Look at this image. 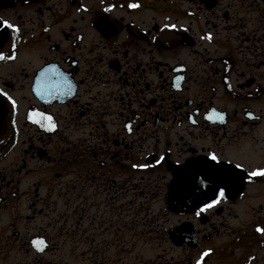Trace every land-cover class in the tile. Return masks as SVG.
Segmentation results:
<instances>
[{"label":"flooded vegetation","instance_id":"1","mask_svg":"<svg viewBox=\"0 0 264 264\" xmlns=\"http://www.w3.org/2000/svg\"><path fill=\"white\" fill-rule=\"evenodd\" d=\"M0 21V264H121L127 231L164 264H264L263 214L227 209L264 203V0H13ZM213 153L223 182L198 179Z\"/></svg>","mask_w":264,"mask_h":264},{"label":"rangeland","instance_id":"2","mask_svg":"<svg viewBox=\"0 0 264 264\" xmlns=\"http://www.w3.org/2000/svg\"><path fill=\"white\" fill-rule=\"evenodd\" d=\"M257 189L254 188L253 190H251L247 196H246V201H239L237 202V204H230V206L227 209H230L234 214L238 213L239 211L242 212V215L244 214L248 220H250L253 216L252 214V209L255 208L256 211L255 213H257L255 219V222L257 220V217H259V215H262V218L264 216V210L262 212H260V206L263 205L264 208V203L261 201H257L255 202V199L252 200V198L249 197L250 194H253V192H255ZM261 190L264 193V187L261 188ZM252 215V216H251ZM254 217V216H253ZM127 223H131L128 219H126ZM239 223H242L241 220L238 221ZM135 224V223H134ZM232 225V224H229ZM145 227H140V226H136L135 228L131 229L133 234H138L140 233V230H145ZM158 229V228H157ZM125 244L123 246L124 249V260L121 259V264H164V258H161V256H163L162 254L165 253V250L163 249H159L156 247H153V245H151L152 249L150 250V245H146L143 246L141 245V247H134L131 244V240H130V232L127 231L125 232ZM146 237L148 238L149 236L146 235ZM154 237V235H153ZM218 241H220L218 239ZM215 242V241H214ZM219 244V248H222V244L220 242H217L216 245ZM202 248L197 247L196 249H192L189 251H192L193 254L191 255L192 259H194L197 255V253L201 250ZM182 251H177L178 254V258L181 255ZM172 256H176V255H172ZM190 257V258H191ZM178 258H177V262H178ZM176 263V262H175ZM174 263V264H175Z\"/></svg>","mask_w":264,"mask_h":264},{"label":"snow or ice","instance_id":"3","mask_svg":"<svg viewBox=\"0 0 264 264\" xmlns=\"http://www.w3.org/2000/svg\"><path fill=\"white\" fill-rule=\"evenodd\" d=\"M131 6L135 7V5H131ZM3 23L8 25L9 27H13L7 21H3ZM5 58H6L5 55L2 52H0V59H5ZM3 95L7 96V93H3ZM9 99H11V97H9ZM12 102H13V104H15V101H12ZM36 115H42V114H36ZM49 120H51V117H49ZM37 122H39V121H37ZM210 161H211V163L205 165V167L208 169V171L205 173L204 176L198 177V179H201V180L216 179V180L221 181V182L227 180V176L225 175V173L221 167V162L219 160V157L215 153L211 154ZM142 166L146 167V165H142ZM237 167H239V165ZM251 175H253V176L264 175V169H258L256 171H254L253 173H251ZM224 192H225V189L223 187H220L219 192H218V196L223 197ZM217 203H219V199L212 200L211 203L205 204L204 208L201 209V211L206 210L207 208H211ZM197 214H199V213H197ZM258 231L264 232V229H258ZM38 243H43V242L40 241ZM41 250H43V249H41Z\"/></svg>","mask_w":264,"mask_h":264},{"label":"water","instance_id":"4","mask_svg":"<svg viewBox=\"0 0 264 264\" xmlns=\"http://www.w3.org/2000/svg\"><path fill=\"white\" fill-rule=\"evenodd\" d=\"M3 7H7V5L4 3V1L0 0V9L3 8Z\"/></svg>","mask_w":264,"mask_h":264}]
</instances>
